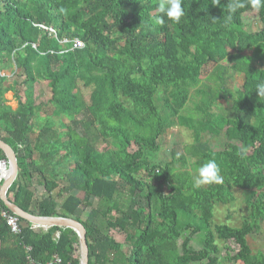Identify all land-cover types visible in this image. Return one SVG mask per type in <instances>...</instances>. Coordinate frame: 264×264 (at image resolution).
Wrapping results in <instances>:
<instances>
[{
    "label": "trees",
    "instance_id": "obj_1",
    "mask_svg": "<svg viewBox=\"0 0 264 264\" xmlns=\"http://www.w3.org/2000/svg\"><path fill=\"white\" fill-rule=\"evenodd\" d=\"M214 2L184 0L179 23L158 25L160 0H0V72L23 69L0 76V139L18 162L7 196L32 215L82 223L88 264H264V252L250 257L248 246L264 227V97L256 91L264 10L246 7L229 22V0ZM253 16L255 31L246 28ZM45 82L50 116L36 103ZM174 125L193 141L157 161L158 140ZM191 159L195 167L215 160L223 183L195 187ZM235 191L247 219L214 225L216 205L233 203ZM3 213L14 215L0 198V264H80L73 229L32 228L18 217L13 232Z\"/></svg>",
    "mask_w": 264,
    "mask_h": 264
},
{
    "label": "rangeland",
    "instance_id": "obj_2",
    "mask_svg": "<svg viewBox=\"0 0 264 264\" xmlns=\"http://www.w3.org/2000/svg\"><path fill=\"white\" fill-rule=\"evenodd\" d=\"M246 28H249L251 30H257L261 27V22L260 20H258V18H256L255 16H253L252 19H249L248 22L246 23ZM53 31V30H52ZM229 52H232L231 50H229ZM10 69L12 70V72L16 73H20L23 72L17 64H12V66L10 67ZM212 67H208L207 69H205L204 74H202L201 78L205 79L206 76L210 73ZM4 75L9 77L8 74H6V70L4 71ZM234 84L235 86H241L243 84V75L242 74H236L234 76ZM5 83L8 82V78L5 79L4 81ZM4 84L2 83V86ZM40 86H38V89L36 91V103L40 108V111L42 113V116H50L52 114V107L50 106V104H48V90H46V82L45 83H41L39 84ZM194 101V99H193ZM193 101L189 103L188 105V109L192 110V108L194 107ZM160 107H162L160 105ZM215 111L218 114H221L223 111L215 108ZM55 124H56V130L63 134L66 131V128L60 125V121L59 119L55 120ZM66 139V138H64ZM205 139H208V136H205ZM193 141L192 139V133L190 130L182 127V126H178V125H174L173 127L169 128L158 140L159 143V152H158V157L159 160L157 161H164L167 160L169 158V152L172 148L176 149L179 153H184V148L186 145L191 144ZM212 143H215L217 141V139H211L210 140ZM189 163V170L191 171V173L193 174V176H195L197 174L198 171V167H195L197 165H195L196 160L195 159H191L188 160ZM195 165V166H194ZM195 167V168H194ZM38 193H41V191H43V188L40 186L39 188H37ZM236 194V200L231 203L230 205H224V206H217L216 208V216L213 219L214 221V225L215 224H220V223H227L230 226H241L242 222L247 219L248 214L246 215V211H245V205L242 201V194L240 191H235ZM242 220V221H241ZM241 222V224H240ZM240 224V225H239ZM190 232H186L185 234L182 235V237H180L177 241H174V245L177 247L178 245H180L183 240L185 239V237L189 234ZM206 232L202 231L201 234H197L194 235L193 240L191 242V245L196 248V249H200L202 247V245H200V239L202 238V236L205 234ZM114 235H116L117 239H119L120 241L123 240L124 236L120 233L117 234V231L114 232ZM248 246L250 248V257L252 256H256L257 252H259V250H261V252H264V227L262 226V231L253 234L251 236L248 237ZM251 263L250 261L247 263H244L242 261L237 262L236 264H249Z\"/></svg>",
    "mask_w": 264,
    "mask_h": 264
},
{
    "label": "clouds",
    "instance_id": "obj_3",
    "mask_svg": "<svg viewBox=\"0 0 264 264\" xmlns=\"http://www.w3.org/2000/svg\"><path fill=\"white\" fill-rule=\"evenodd\" d=\"M184 0H160L157 5V15L154 22L158 25L165 23V17L173 23H179L185 16ZM214 4H219V0H215ZM228 9L227 21H231L234 15L241 9L250 7L257 12L264 10V0H229L226 5ZM225 19V18H223ZM256 91L259 98L264 97V81L257 83ZM195 187L212 183H223V176L220 174V169L215 160H209L199 166L197 174L193 178Z\"/></svg>",
    "mask_w": 264,
    "mask_h": 264
},
{
    "label": "water",
    "instance_id": "obj_4",
    "mask_svg": "<svg viewBox=\"0 0 264 264\" xmlns=\"http://www.w3.org/2000/svg\"><path fill=\"white\" fill-rule=\"evenodd\" d=\"M0 149L5 154V159H3V163L7 165V172H10L9 176L4 178L2 185L0 187V198L3 201L4 205L12 213L28 221L33 226L44 228V229H47L52 226L73 229L79 238L80 259H81L80 264H88V252L89 251H88V245H87V239H86L87 233L82 223H80L74 218L35 216V215L25 212L20 207H18L15 203L11 202L8 199V196H7L8 190L18 175V162H17L16 153L13 151L11 146L1 139H0Z\"/></svg>",
    "mask_w": 264,
    "mask_h": 264
},
{
    "label": "built area",
    "instance_id": "obj_5",
    "mask_svg": "<svg viewBox=\"0 0 264 264\" xmlns=\"http://www.w3.org/2000/svg\"><path fill=\"white\" fill-rule=\"evenodd\" d=\"M44 29H47L46 27H43ZM50 28V32H54V30ZM83 44L80 42H76L73 46L74 48H82ZM0 76H4V72H0ZM3 171L7 172V165L3 163V160H0V181H3L6 176L3 175ZM3 216L6 217L7 224L11 227L13 232H19V219L17 215H7L6 213H3ZM32 228H35V226L32 225ZM46 264H63L61 262V259L58 257L53 258L51 261L47 262Z\"/></svg>",
    "mask_w": 264,
    "mask_h": 264
},
{
    "label": "crops",
    "instance_id": "obj_6",
    "mask_svg": "<svg viewBox=\"0 0 264 264\" xmlns=\"http://www.w3.org/2000/svg\"><path fill=\"white\" fill-rule=\"evenodd\" d=\"M6 74H8L9 75V77H11V74H12V70L10 69V68H7L6 69ZM7 77V76H6ZM5 81V80H4ZM4 87H6L7 86V82L5 83L4 82ZM3 87V86H2ZM8 89V88H7ZM4 98H5V102H6V104L7 105H9V106H11V108L12 109H16L17 107H18V103H17V101L15 100V98H14V96H13V92H12V90H7L6 92H5V94H4ZM32 225V224H31ZM35 228H40V227H36L35 226ZM44 229V228H43ZM46 230V229H45ZM113 234V237L115 238V240L116 241H119V242H123V240L122 241H120L119 239H117V237H116V235H114V232L112 233ZM117 234H120V233H117ZM58 235H59V233H58Z\"/></svg>",
    "mask_w": 264,
    "mask_h": 264
},
{
    "label": "bare ground",
    "instance_id": "obj_7",
    "mask_svg": "<svg viewBox=\"0 0 264 264\" xmlns=\"http://www.w3.org/2000/svg\"><path fill=\"white\" fill-rule=\"evenodd\" d=\"M10 172L3 171V175L8 177Z\"/></svg>",
    "mask_w": 264,
    "mask_h": 264
}]
</instances>
